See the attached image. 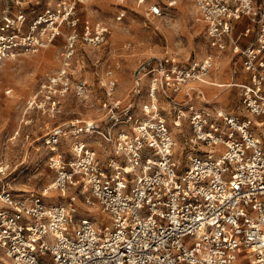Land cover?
Segmentation results:
<instances>
[{"label":"built area","instance_id":"2783aa9c","mask_svg":"<svg viewBox=\"0 0 264 264\" xmlns=\"http://www.w3.org/2000/svg\"><path fill=\"white\" fill-rule=\"evenodd\" d=\"M85 1L54 0L37 9L23 0H0V69L5 59L63 41L61 64L39 79L23 122L32 123L31 113L62 116L69 98L93 111L39 136L54 172L41 193L17 191L9 165H0L2 259L264 264V0H194L213 44L240 56L247 72L238 83V113L199 103L202 91L191 90L211 76L212 53L185 62L176 50L158 53L149 46L129 100L116 94L113 66L103 76V54L87 56L96 67L97 82H91L78 68L79 52L102 51L109 27L80 26L79 4ZM148 13L161 16L165 8L153 3ZM243 19L248 24L237 33ZM84 205L104 212L99 223L82 211Z\"/></svg>","mask_w":264,"mask_h":264},{"label":"rangeland","instance_id":"374dc122","mask_svg":"<svg viewBox=\"0 0 264 264\" xmlns=\"http://www.w3.org/2000/svg\"><path fill=\"white\" fill-rule=\"evenodd\" d=\"M23 1L27 7L40 9L54 0ZM172 1L174 0H86L80 3L81 27L100 22L109 27L108 42L103 45L102 51L91 48L79 52L77 65L82 74L91 82H97L93 76L96 67L92 61H87V56L92 58L103 54V76L106 68L113 66L118 80L116 94L121 98L128 96L129 100L131 88L135 84L134 72L151 45L158 53L163 52L166 47L176 50L185 62L212 53L215 63L213 72L208 77L210 80L217 77V70L219 77H224L240 67L238 56H234L232 62H229L226 58L231 54L218 51L213 44L204 21L199 18L194 0H176L170 5ZM153 3H160L165 8V13L152 17L148 8ZM62 43L60 38L55 44L38 53H25L13 59H5L0 69V165H9L8 171L12 173L8 178L17 191L35 190L41 193L54 176V172L46 165L48 148L43 145V138L39 137L49 129L45 122L50 118L31 113L28 117L32 118V123L27 125L22 121V109L39 79L61 64ZM199 84L202 83L195 82L197 88ZM6 87L12 88L10 94L4 92ZM220 87L214 86L216 89ZM229 90H232L234 98L224 101V104L238 113L241 88L225 86L219 92L222 95ZM161 100L165 107L163 112L170 120L172 112L167 105V96L162 95ZM90 113H93L91 108L69 98L62 119L85 117ZM60 119L61 116L58 120ZM185 128L184 131H188V127ZM175 132L179 133V130L176 128ZM28 134L29 137L26 136ZM33 140L35 142L32 143ZM49 192L59 193L57 190ZM82 211L97 223L104 215L98 206L84 205ZM2 256L3 251L0 249V264H6Z\"/></svg>","mask_w":264,"mask_h":264},{"label":"crops","instance_id":"0c3cea01","mask_svg":"<svg viewBox=\"0 0 264 264\" xmlns=\"http://www.w3.org/2000/svg\"><path fill=\"white\" fill-rule=\"evenodd\" d=\"M248 24V20H246V19H243V20H241V21H238L237 23H236V32L238 33L241 29H243L246 25ZM253 37V33H251V34H249L248 36H244L243 38H242V42L243 43H246L249 39H251ZM151 46H153V45H151ZM166 48H169V47H166ZM165 48V49H166ZM45 49H47V48H45ZM44 50V49H43ZM42 51V50H41ZM219 51V50H218ZM225 53L226 52H228V53H230L231 55L230 56H228V58H226V60H228L229 62L231 61L232 62V60H233V57H234V55H233V53L230 51V50H226V51H224ZM223 52V53H224ZM160 53V52H159ZM238 58H239V60H240V67L239 68H236V70H232L231 71V74L230 75H226V76H224V77H229L230 79H231V82L229 83V84H227V85H222L221 87H225V86H228V87H233V86H238V87H240L239 85H238V83L239 82H242V81H244L245 79H246V77H247V72L243 69V67H242V60H241V57L240 56H238ZM238 69V70H237ZM212 72L213 71H211V74H212ZM222 72V71H221ZM216 73H217V77H219V75L218 74H220V73H218V70L216 71ZM134 74H135V72H134ZM224 77H219V78H224ZM196 83H199V82H196ZM200 83H202V84H199L200 86H199V88H197L196 86H195V84L191 87V90L192 91H197L198 89H200L201 91H202V96L201 97H199V98H197V102H199V103H204V101L205 102H207L208 104H211V103H213V104H220V105H222L223 107H225L226 109H228V110H230L225 104H224V101H230V100H232L233 98H234V94H233V92H232V90H229L228 92H226L225 94H220V92H219V89L221 88H214V86H220V85H217V84H215V83H212V82H200ZM31 95V94H30ZM29 95V96H30ZM28 96V97H29ZM178 96L180 97V98H182L183 96H184V94L183 93H179L178 94ZM28 97H27V99H28ZM128 97V96H127ZM126 97V98H127ZM27 99L25 100V104H24V106H23V109H22V111H23V113H24V109H25V106H26V101H27ZM125 99V98H124ZM203 101V102H202ZM230 111H234V110H230ZM60 117V116H59ZM59 117H57V118H50V119H48V121H46L45 123H46V125H47V127H49V128H51L52 126H54V124H57V123H60V122H64V121H66V120H68V119H66V120H63L62 119V116H61V119L60 120H58V118ZM24 118H25V113H24V115H23V119H22V121L24 120ZM46 118H48V117H46ZM69 119H71V118H69ZM16 133H18V132H16ZM43 135V134H42ZM26 136H28V135H26ZM33 142H35V140H33L32 141V143ZM31 143V144H32ZM30 144V145H31ZM39 147V146H38ZM27 150V149H26ZM28 151V150H27ZM27 154V153H26ZM25 154V155H26ZM27 156V155H26Z\"/></svg>","mask_w":264,"mask_h":264},{"label":"bare ground","instance_id":"6f19581e","mask_svg":"<svg viewBox=\"0 0 264 264\" xmlns=\"http://www.w3.org/2000/svg\"><path fill=\"white\" fill-rule=\"evenodd\" d=\"M215 63V62H214ZM214 65V64H213ZM207 82H212V83H215L217 85H227L231 82V79L229 77H226V78H219V77H213L210 79H207Z\"/></svg>","mask_w":264,"mask_h":264}]
</instances>
